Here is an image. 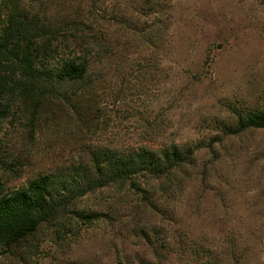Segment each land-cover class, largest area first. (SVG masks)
Segmentation results:
<instances>
[{
  "label": "rangeland",
  "instance_id": "1",
  "mask_svg": "<svg viewBox=\"0 0 264 264\" xmlns=\"http://www.w3.org/2000/svg\"><path fill=\"white\" fill-rule=\"evenodd\" d=\"M12 6L88 73L0 115L1 193L101 149L192 157L74 196L0 264H264V128L232 132L264 111V0H0V25Z\"/></svg>",
  "mask_w": 264,
  "mask_h": 264
},
{
  "label": "trees",
  "instance_id": "2",
  "mask_svg": "<svg viewBox=\"0 0 264 264\" xmlns=\"http://www.w3.org/2000/svg\"><path fill=\"white\" fill-rule=\"evenodd\" d=\"M35 16L12 6L0 25V115L16 103L26 108L65 85L82 82L88 68L79 58L52 65L56 34L46 31ZM38 99V100H37ZM36 107V105H34ZM233 134L264 128V111L240 114ZM190 150L170 147L162 151H97L91 159L92 175L75 170L74 175L37 178L26 189L0 192V249L8 251L33 236L38 228L54 220L74 196L126 182L139 174L161 177L190 164ZM2 161V160H1ZM0 161V164H1ZM71 178V179H70ZM77 178V179H76Z\"/></svg>",
  "mask_w": 264,
  "mask_h": 264
}]
</instances>
